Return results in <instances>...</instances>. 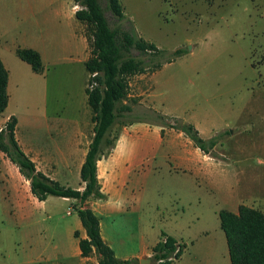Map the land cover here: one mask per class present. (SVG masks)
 <instances>
[{"label": "rangeland", "instance_id": "374dc122", "mask_svg": "<svg viewBox=\"0 0 264 264\" xmlns=\"http://www.w3.org/2000/svg\"><path fill=\"white\" fill-rule=\"evenodd\" d=\"M120 1L125 14L122 22L106 10L107 1L101 0L113 28L134 29L167 53L184 49L185 54L155 80V74L131 79V96L145 93L152 97H131L146 100L134 105L133 115L121 118L119 124L153 110V101L161 115L186 122L190 118L202 129L214 130L213 136L222 134L215 151L221 161L237 166H205L209 181L202 205L190 204L185 215L188 221L199 213L200 224L213 231L214 210L230 209L225 203L235 199L264 212V0ZM75 4L74 0H46L38 9L24 12L20 27L15 25L17 16H11L12 37L4 50L17 88L14 104L0 116V123L15 108L21 131L24 105L33 96L39 112H47L50 118L61 111L64 118L75 116L88 80L85 65L79 61L85 54L81 35L90 53V30L72 16ZM22 45L39 47L43 74H33L17 57L15 46ZM133 54L138 56V52ZM26 136L34 147L43 138L33 129ZM195 195L189 192L187 200L191 203ZM78 205L58 197L47 205L40 203L31 193L30 181L0 151V264H98L97 254L81 256L79 241L87 236L84 229L75 228Z\"/></svg>", "mask_w": 264, "mask_h": 264}, {"label": "crops", "instance_id": "0c3cea01", "mask_svg": "<svg viewBox=\"0 0 264 264\" xmlns=\"http://www.w3.org/2000/svg\"><path fill=\"white\" fill-rule=\"evenodd\" d=\"M45 2L46 0H0V59L9 72L10 99L6 111H10L14 104L12 96L17 88L6 63L7 52L4 50L12 37L13 24L10 18L17 16L15 25L18 23L20 27L24 12L38 9ZM75 14L72 15L74 18ZM81 43L85 54L79 61L85 64L90 53L87 52L83 35ZM18 48H30L39 52L44 66L43 55L37 45L15 46V54ZM23 63L33 72L30 65ZM166 66L153 73L155 75L152 79L155 80ZM33 74L39 75L34 72ZM144 76L139 77L142 79ZM85 87L84 85V91ZM141 96L151 98L152 94L143 93L131 97ZM85 101L86 93L78 102L79 109L75 116L70 119L64 118L62 111L50 118L47 112H39L36 97L33 96L24 105L21 131L15 108L0 123L1 130L15 116L18 120L16 139L24 153L36 164L37 170L64 186L80 191L85 188L81 180V170L94 135L92 114ZM150 103L156 111L157 105L153 101ZM187 120L197 127L204 139L214 137V130L206 131L199 123H194L190 118ZM119 125H115L111 131V134H116L114 146L105 151L97 164L98 181L105 199L91 200L88 203L100 220L102 238L114 250L116 257L120 260L151 259L153 248L161 240L162 233H165L187 246L181 259L173 264H231L227 239L220 226L219 212L227 210L237 214L244 201L233 198L235 201L225 203L230 209L217 207L214 210L216 224L214 222L213 231L208 225L200 224L199 213L190 219L191 222L188 217L185 219V215L187 216L190 204L196 208L202 205L204 187L209 181L204 172L205 166L229 168L231 165L236 167L237 164L204 154L183 133L165 129L163 134V127L156 123L130 121ZM32 129L43 137L38 139L35 147L26 136V132H31ZM210 186L215 188L214 185ZM189 192L193 196L196 193V199L191 200V203L187 200ZM164 194L166 199L163 198ZM52 198L40 203L47 205ZM62 199L70 204L74 202L72 199ZM74 224L75 228L83 229L80 219ZM196 243H201L202 246L197 247Z\"/></svg>", "mask_w": 264, "mask_h": 264}, {"label": "trees", "instance_id": "16d2710c", "mask_svg": "<svg viewBox=\"0 0 264 264\" xmlns=\"http://www.w3.org/2000/svg\"><path fill=\"white\" fill-rule=\"evenodd\" d=\"M106 1V10L117 21H124L121 1ZM74 2L83 7L76 12V19L90 30V57L84 64L88 74L85 93L92 114L94 135L81 170L85 188L80 191L64 186L37 170L36 164L24 153L16 139L18 120L15 116L0 130V151L30 181L31 193L39 202L46 201L49 197H58L79 203L76 212L87 236L79 241L83 258L97 254L98 264H140L138 259L120 260L116 257L114 250L102 238L98 216L87 204L91 200L105 199L98 181L97 164L105 151L114 146L115 139H109L112 128L119 124L121 118L133 115L134 105H140L138 100H133L130 96L131 79L161 70L182 57L185 50L167 53L140 37L134 29L130 32L113 28L101 0ZM134 51L138 52V56H134ZM16 54L21 61L31 66L34 73H44L39 52L30 48H18ZM8 84L9 72L0 59V115L9 105ZM146 111L145 115L134 116L132 121L156 123L163 127V134L165 129L183 133L204 154L221 159L215 152V147L220 143L222 134L206 140L192 123L161 115L153 110ZM150 117H154L153 120ZM219 219L227 239L231 264H264V212L241 205L237 214L227 210L220 211ZM186 247L182 242L162 233L161 240L153 248L152 264H173L181 259Z\"/></svg>", "mask_w": 264, "mask_h": 264}, {"label": "built area", "instance_id": "2783aa9c", "mask_svg": "<svg viewBox=\"0 0 264 264\" xmlns=\"http://www.w3.org/2000/svg\"><path fill=\"white\" fill-rule=\"evenodd\" d=\"M82 9H83V7L80 6L79 4H75V6L73 7V10H74L75 13H76L77 11L82 10ZM178 249H179V248H178Z\"/></svg>", "mask_w": 264, "mask_h": 264}, {"label": "water", "instance_id": "95a60500", "mask_svg": "<svg viewBox=\"0 0 264 264\" xmlns=\"http://www.w3.org/2000/svg\"><path fill=\"white\" fill-rule=\"evenodd\" d=\"M140 264H152V260L151 259H142V260H140Z\"/></svg>", "mask_w": 264, "mask_h": 264}]
</instances>
